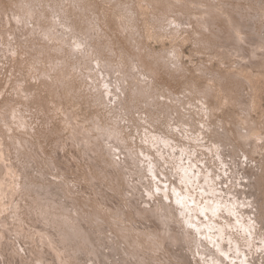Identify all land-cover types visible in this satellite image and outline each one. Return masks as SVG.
Returning a JSON list of instances; mask_svg holds the SVG:
<instances>
[{"label": "rangeland", "instance_id": "obj_1", "mask_svg": "<svg viewBox=\"0 0 264 264\" xmlns=\"http://www.w3.org/2000/svg\"><path fill=\"white\" fill-rule=\"evenodd\" d=\"M0 181V264H264V0H0Z\"/></svg>", "mask_w": 264, "mask_h": 264}, {"label": "bare ground", "instance_id": "obj_2", "mask_svg": "<svg viewBox=\"0 0 264 264\" xmlns=\"http://www.w3.org/2000/svg\"><path fill=\"white\" fill-rule=\"evenodd\" d=\"M149 156V155H148ZM4 158V157H3ZM1 162H3V161H1ZM4 163V162H3ZM152 170V169H151ZM16 173V172H15ZM23 174V173H22ZM17 175V174H16ZM199 176H201V175H199ZM6 177V176H5ZM13 177V176H12ZM15 177V176H14ZM13 177V178H14ZM17 177H18V175H17ZM204 179H205V177H204ZM25 181V180H24ZM197 181V180H196ZM1 182V181H0ZM6 183V182H5ZM181 183V182H180ZM204 183V182H203ZM7 184V183H6ZM14 184V183H13ZM16 184V183H15ZM1 186V185H0ZM198 187V186H197ZM2 189V188H1ZM5 189V188H4ZM17 189V188H16ZM209 189V188H208ZM20 190V189H19ZM2 192V191H1ZM10 192V191H9ZM19 192V191H18ZM20 192H22V191H20ZM203 192V191H202ZM209 192V191H208ZM216 192V191H215ZM217 193V192H216ZM56 194V193H55ZM196 194H197V192H196ZM205 194V193H204ZM3 195V194H2ZM20 195H21V193H20ZM180 195V194H179ZM190 196V195H189ZM194 196V195H193ZM5 197V196H4ZM22 197V196H21ZM185 197V196H184ZM196 197V196H195ZM206 198V197H205ZM208 198V197H207ZM2 199V198H1ZM213 199V198H212ZM14 200V199H13ZM9 202V201H8ZM13 203V202H12ZM185 203H187V202H185ZM184 203V204H185ZM198 203V202H197ZM0 205H2V204H0ZM9 205V204H8ZM200 206V205H199ZM202 207V206H201ZM232 209V208H231ZM235 211V210H234ZM13 213V212H12ZM5 214V213H4ZM231 216V215H230ZM244 216V215H243ZM225 217V216H224ZM229 217V216H228ZM238 217V216H237ZM242 218H245V217H242ZM241 220V219H240ZM212 221V220H211ZM38 222V221H37ZM19 224V223H18ZM14 227V226H13ZM232 227V226H231ZM236 227V226H235ZM45 229V228H44ZM228 229V228H227ZM2 230V229H1ZM27 230V229H26ZM30 230V229H29ZM209 231V230H208ZM28 232V231H27ZM35 232V231H34ZM206 233V232H205ZM223 234V233H222ZM5 236V235H4ZM5 238V237H4ZM36 239V238H35ZM224 239V238H223ZM2 240V239H1ZM221 243V242H220ZM234 245V244H233ZM16 249V248H15ZM247 249V248H246ZM10 250V249H9ZM23 250V249H22ZM48 250V249H47ZM46 250V251H47ZM79 250V249H78ZM240 252V251H239ZM243 252V251H242ZM249 252V251H248ZM16 255V254H15ZM229 255V254H228ZM52 256V255H51ZM247 257V256H246ZM45 258V257H44ZM55 258H57V257H55ZM243 259V258H242ZM77 260V259H76ZM237 260V259H236ZM241 261V260H240ZM246 263V262H245ZM40 264V263H39ZM60 264V263H59ZM218 264V263H217Z\"/></svg>", "mask_w": 264, "mask_h": 264}]
</instances>
